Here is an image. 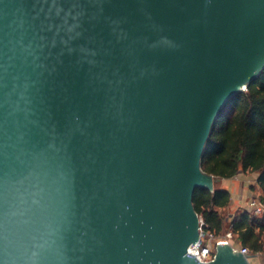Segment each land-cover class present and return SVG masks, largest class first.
Returning a JSON list of instances; mask_svg holds the SVG:
<instances>
[{
  "label": "water",
  "instance_id": "1",
  "mask_svg": "<svg viewBox=\"0 0 264 264\" xmlns=\"http://www.w3.org/2000/svg\"><path fill=\"white\" fill-rule=\"evenodd\" d=\"M262 72L264 0H0V264H205L202 158Z\"/></svg>",
  "mask_w": 264,
  "mask_h": 264
},
{
  "label": "trees",
  "instance_id": "2",
  "mask_svg": "<svg viewBox=\"0 0 264 264\" xmlns=\"http://www.w3.org/2000/svg\"><path fill=\"white\" fill-rule=\"evenodd\" d=\"M202 170L217 179L231 180L240 173L256 175V185L264 203V72L245 93L231 99L220 113L202 158ZM230 204V194L215 188L213 193L197 190L193 206L215 237L226 233L222 211ZM234 236L250 253L264 245V215L251 218L236 213L230 221Z\"/></svg>",
  "mask_w": 264,
  "mask_h": 264
},
{
  "label": "built area",
  "instance_id": "3",
  "mask_svg": "<svg viewBox=\"0 0 264 264\" xmlns=\"http://www.w3.org/2000/svg\"><path fill=\"white\" fill-rule=\"evenodd\" d=\"M256 184V181H255ZM247 212L251 218H257L264 215V203L258 198L249 199L247 201V207L241 210V213ZM198 242L195 246H191L188 249V254L194 255L195 259L200 263H209L215 256V249L218 243H226L231 246L234 251H238L245 257L250 256V251L241 247L233 234L232 226L229 223L228 230L222 236L215 237L212 233L207 230V227L203 220L199 217V228H198ZM262 251L255 254V257L264 256V245L261 246ZM253 258V257H251ZM248 258L247 261L249 263Z\"/></svg>",
  "mask_w": 264,
  "mask_h": 264
},
{
  "label": "rangeland",
  "instance_id": "4",
  "mask_svg": "<svg viewBox=\"0 0 264 264\" xmlns=\"http://www.w3.org/2000/svg\"><path fill=\"white\" fill-rule=\"evenodd\" d=\"M256 175L251 173H240L231 180L224 182L218 181L215 183V188H224L231 192L232 196L245 199V204L248 199L260 198L262 193L255 184ZM244 204V205H245ZM237 204H229L228 208L222 211V216L225 219V230L228 229L229 222L236 213H239ZM249 264H264V258L254 257L249 260Z\"/></svg>",
  "mask_w": 264,
  "mask_h": 264
},
{
  "label": "crops",
  "instance_id": "5",
  "mask_svg": "<svg viewBox=\"0 0 264 264\" xmlns=\"http://www.w3.org/2000/svg\"><path fill=\"white\" fill-rule=\"evenodd\" d=\"M222 182H224L225 180H221ZM220 189H222V190H226L229 194H230V204H237V206H238V209L240 210V212H241V210H244L246 207H247V201L249 200H247L246 201V204H245V199H241V197H240V195L238 196V197H236V196H232V194H231V192L230 191H228L227 189H224V188H220ZM245 204V205H244ZM230 223V222H229ZM228 230V229H227ZM238 241V240H237ZM239 243V242H238ZM251 256H253V258L255 257V254H251ZM259 258H264V256H262V257H259Z\"/></svg>",
  "mask_w": 264,
  "mask_h": 264
}]
</instances>
